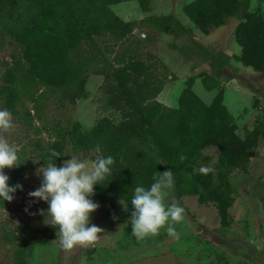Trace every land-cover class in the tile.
<instances>
[{"label":"rangeland","instance_id":"374dc122","mask_svg":"<svg viewBox=\"0 0 264 264\" xmlns=\"http://www.w3.org/2000/svg\"><path fill=\"white\" fill-rule=\"evenodd\" d=\"M190 1L150 0L149 14H170L188 30L180 36L160 34L141 25L148 14H142L134 2L111 6L117 17L133 21L136 27L121 42L95 39L103 55L95 54L87 67L85 99L71 105L60 100L58 92L37 87L30 96L22 95L15 101L11 114L17 127L6 135L18 149L20 165L4 171L10 177V186L21 184L23 190L18 189L11 202L0 199V264H264V72L255 73L230 57L227 63L221 62L218 88L222 89L223 104L232 117L234 135L253 143L252 155L237 168L228 169L218 164L217 148L206 146L186 170L187 176H198L204 183L215 185V195L224 205L221 212L217 202H200L197 195L185 193L173 177L174 187L166 203L175 199L185 210L183 221H169L178 238L167 234L166 225L158 235L138 240L131 234V219L122 218L125 204L121 200H113L108 209L90 197L100 205L91 214L90 222L104 232L98 234L93 246L64 250L57 237L58 227L45 224L46 217L39 214V209L46 211L48 204L28 196L42 181L36 169L50 158L56 159L50 155L52 150L60 153L54 161L57 166L71 156L92 161L88 155L73 152L63 137L72 121L78 122L81 130L89 129L101 117L117 121V113L104 105L102 90L106 82L96 74L102 58L114 65V54L132 50L151 66L152 76L160 82L155 100L173 108L188 77L205 75L210 72L212 58L231 56L237 50L232 34L241 17L227 16L220 27L202 34L183 15ZM246 1L247 12L264 19V0ZM104 45L110 51L105 52ZM19 50L16 42L0 33V86L13 60L19 58ZM191 89L204 104L210 103L217 90L206 91L198 79ZM201 168L210 171L202 172ZM223 199L229 204L225 205Z\"/></svg>","mask_w":264,"mask_h":264},{"label":"trees","instance_id":"16d2710c","mask_svg":"<svg viewBox=\"0 0 264 264\" xmlns=\"http://www.w3.org/2000/svg\"><path fill=\"white\" fill-rule=\"evenodd\" d=\"M127 2L136 3L142 14H148L140 24L149 29L172 36L188 32L170 14H149L150 0H0V33L20 48L19 58L13 60L0 86L5 109L12 113L15 101L30 96L37 87L58 92L59 99L71 105L85 99L87 67L95 54L103 55L95 39L121 42L136 27L111 10V6ZM183 15L202 34L220 27L227 16L241 17L232 34L237 50L231 56L220 54L212 59V75L200 80L206 91L216 89L221 62L230 58L255 73L264 72V19L247 12L246 0H192L184 6ZM103 49L110 51L108 45ZM101 64L96 74L106 82L104 105L117 113V121L101 117L87 130L72 121L62 133L73 152L88 155L92 161L98 156L115 160L112 176L95 185L92 197L108 209L113 200H121L125 204L122 218L131 219L135 187L148 188L154 175L171 170L185 193L197 195L200 202H217L221 212L224 205L215 195V185L187 176L186 170L206 146L217 148L218 164L228 169L237 168L252 155L253 143L233 133L222 89L206 105L191 90L193 78H187L176 107L171 108L155 100L160 82L152 76L151 66L132 50L114 54V65L104 58ZM182 156L186 158L182 160ZM19 172L20 168L16 174Z\"/></svg>","mask_w":264,"mask_h":264},{"label":"clouds","instance_id":"9594fccd","mask_svg":"<svg viewBox=\"0 0 264 264\" xmlns=\"http://www.w3.org/2000/svg\"><path fill=\"white\" fill-rule=\"evenodd\" d=\"M16 127L11 112L7 109L0 110V199L8 202L14 199V193L18 189L23 190L21 184L10 186V177L4 171L20 165L18 149L9 143L6 135ZM50 155L56 159L60 157V153L55 150ZM185 158L181 157L182 160ZM55 160L50 158L36 169V175H42V181L28 196L32 201H44L48 204L46 211L39 209V214L46 217L45 224L58 227L57 237L64 250L93 246L99 239L98 234L104 230L90 222L91 214L100 207L90 197L95 194V185L112 176L115 160L112 156H98L95 161L71 156V159L63 161L62 166H57ZM201 171L210 170L201 168ZM153 181L148 188L137 186L134 189L131 200V234L138 240H143L158 235L160 229L167 225V234L178 238L169 221H183L185 210L175 199L166 203V198L174 187L173 172H158L153 176Z\"/></svg>","mask_w":264,"mask_h":264},{"label":"crops","instance_id":"0c3cea01","mask_svg":"<svg viewBox=\"0 0 264 264\" xmlns=\"http://www.w3.org/2000/svg\"><path fill=\"white\" fill-rule=\"evenodd\" d=\"M224 55H226V54H224ZM226 56H228V55H226ZM209 59V57L207 58V60ZM213 59V58H212ZM212 59L210 60V62H211V66H212ZM229 61V60H228ZM206 75H208V76H210V75H212V67L210 68V72H208V73H205V75H203V76H200V77H198V78H193V82H192V85H193V83H194V81L196 80V79H198L199 81L201 80V78H203L204 76H206ZM188 78H190V77H188ZM216 80H217V87H216V89L218 90L219 88H218V86H219V80H220V74H219V77L218 78H216ZM201 83V82H200ZM192 85H191V88H192ZM202 85V84H201ZM203 87V86H202ZM216 89H212V90H210V91H208V92H211V91H213V90H216ZM221 89V88H220ZM192 90V89H191ZM216 90V91H217ZM193 92V91H192ZM216 93V92H215ZM215 93H214V95H215ZM213 95V96H214ZM207 105V104H206Z\"/></svg>","mask_w":264,"mask_h":264}]
</instances>
